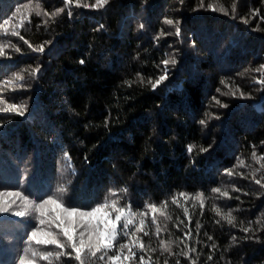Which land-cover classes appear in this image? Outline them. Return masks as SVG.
Here are the masks:
<instances>
[{
	"label": "trees",
	"instance_id": "1",
	"mask_svg": "<svg viewBox=\"0 0 264 264\" xmlns=\"http://www.w3.org/2000/svg\"><path fill=\"white\" fill-rule=\"evenodd\" d=\"M95 4L0 0V107L27 106L0 113V191L130 208L129 237L108 253L123 264H264V0ZM20 203L0 213V264H78L41 258L61 250L30 242L34 227L66 240L58 221L14 215ZM99 255L85 264H111Z\"/></svg>",
	"mask_w": 264,
	"mask_h": 264
},
{
	"label": "snow or ice",
	"instance_id": "2",
	"mask_svg": "<svg viewBox=\"0 0 264 264\" xmlns=\"http://www.w3.org/2000/svg\"><path fill=\"white\" fill-rule=\"evenodd\" d=\"M109 0H96V4L93 7L99 6L103 7L108 4ZM84 7H88V5H84ZM211 8L212 6L209 5ZM215 10V9H213ZM19 11V9H17ZM220 11L225 12L226 10L221 8ZM233 11H235V6H233ZM71 15V13H69ZM39 15V13H37ZM55 15V13H53ZM165 22L169 25L174 23L171 19H166ZM7 23V21H5ZM23 23V22H22ZM247 23V21H245ZM143 27V25H141ZM181 29L176 26V35H180ZM13 35H19L18 32L12 33ZM22 39V37H21ZM27 43V41H25ZM19 51V49H16ZM38 52H43L44 48L41 46L36 49ZM4 54V45L0 44V55ZM83 63V61H81ZM165 66L169 63L175 64V60H165L163 61ZM261 68H264V65H261ZM39 69L37 68L36 72ZM259 71V69H258ZM33 73V75L36 74ZM167 76V67L165 68V75H161L154 84H152L153 89H155L158 85H160ZM22 79V77H18ZM260 83H264V80H261ZM235 95V93H233ZM243 95V93H241ZM0 103H4V101H0ZM223 107H227V105H222ZM27 110L26 105H17V104H8L7 107H0V113H16L19 116H24L25 111ZM200 123L203 125L206 123L205 120H201ZM193 145L188 146V151L191 152L193 150ZM208 149H201V151H207ZM228 174H230V170ZM256 184H260V180L255 181ZM59 192H64V188L58 189ZM213 192L220 193L222 196L227 197L229 194L227 191L221 193V189L219 187L214 188ZM115 193H113L114 195ZM183 195V194H181ZM200 197L198 196L197 199ZM20 201L19 207L21 210L13 212L14 215L25 217L33 215V212L37 215L35 218L38 220L40 225H44L46 222L58 221L56 223V227L60 231V235H62L65 240L61 242V240L57 237V235L51 231L44 232L40 227H34L33 230L29 234V241H35L37 244L42 245H53L61 251L56 252H43L41 253V258L44 260H48L49 257H55L56 260H60L62 257L73 258L72 254L74 253V259L78 262V264H85V260L83 256L85 254H89L91 257H97L99 253V260L104 261L105 256L107 255V261L111 262V264H123V261H127L129 259L128 255L123 257V261L121 260L120 254L108 255L109 252L113 251L116 242L118 239L123 237H129V229L130 226H134V220L132 217L135 215L130 208L127 210L124 207H116V201H112L111 209H109V204L107 199L103 203L97 204L95 207L86 208V206H71V204L65 200L61 203L60 200L55 199L52 195L47 196L46 199H40L39 202L36 200L29 199L28 195H25L20 190H6L0 191V213H8L12 210L13 206L17 205V201ZM67 205V206H66ZM31 206V207H29ZM155 211V205H149ZM115 212L114 218H112V213ZM187 209H185V213ZM219 212V209H217ZM50 213H54V216H51ZM49 219L46 220L45 218ZM170 219V217H169ZM229 224L232 223L234 217H231L229 213L228 216L225 217ZM140 224L143 225L144 221L141 220ZM80 225H85L84 231H79L78 228ZM160 229L157 228V234H159ZM245 232L249 231V229L245 228ZM143 233L145 236L148 235L147 232L144 231L143 227L135 226V233ZM186 235H188L186 233ZM44 237V238H40ZM161 247L164 251H170L171 244H166L164 241H161ZM130 244L133 246H139L141 250L144 249V244L140 241L139 237L136 239L130 240ZM69 248L71 251H64V249ZM125 248H129V252L134 256L135 253L132 252V248L128 243L119 244L120 252H123ZM153 251H155L153 249ZM194 251V249H193ZM24 252H28V248L24 249ZM184 255H187L185 253ZM140 260L143 262V255L140 256ZM19 264H35L34 260H27L24 255L19 257ZM167 264V261H165Z\"/></svg>",
	"mask_w": 264,
	"mask_h": 264
}]
</instances>
